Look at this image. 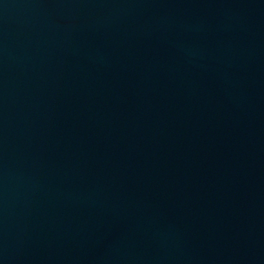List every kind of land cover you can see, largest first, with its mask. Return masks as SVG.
Returning <instances> with one entry per match:
<instances>
[{
  "label": "water",
  "instance_id": "95a60500",
  "mask_svg": "<svg viewBox=\"0 0 264 264\" xmlns=\"http://www.w3.org/2000/svg\"><path fill=\"white\" fill-rule=\"evenodd\" d=\"M0 264H95L48 0H0Z\"/></svg>",
  "mask_w": 264,
  "mask_h": 264
}]
</instances>
